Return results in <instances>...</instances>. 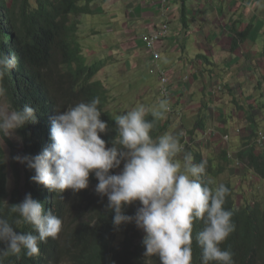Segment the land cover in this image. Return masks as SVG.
Listing matches in <instances>:
<instances>
[{"label": "trees", "instance_id": "trees-1", "mask_svg": "<svg viewBox=\"0 0 264 264\" xmlns=\"http://www.w3.org/2000/svg\"><path fill=\"white\" fill-rule=\"evenodd\" d=\"M93 1L0 0V52L15 54L17 58L16 67L3 79L7 96L14 108L30 104L37 109V122L17 129L21 137L20 153L13 142L5 138L4 143L10 151L7 161L0 141V216L9 221L16 219L17 214L11 213L10 207L2 201L11 206L21 202L26 193H31L34 199L43 202L46 211L50 210L62 220L61 232L55 239L48 238L40 244L39 255L30 257L22 252L19 256H0V264H160L158 256L144 254L141 243L144 233L134 223L122 224L119 228L113 225L114 213L106 209L107 197L101 198L95 192L98 181L93 175L86 189L76 193L70 189L53 193L31 181L34 170L13 160L16 155L34 156L51 143V118L56 111L63 112L95 97L100 99V118L109 127V131L99 135L106 141V147L115 139L114 115L108 109L110 95L103 81L96 78L105 59L88 61L78 36L80 21L76 16L89 14ZM252 26V23L245 24L236 36L244 40ZM230 41L233 46L234 38ZM262 44L257 58L260 64H264V36ZM262 78L264 83V76ZM261 82L258 80V84ZM203 115H198L185 134H179L180 140L185 150L192 153L194 163L207 162L206 178L208 174L216 178L224 172V167L214 168L210 160L189 145L207 132V119ZM147 119L151 120V115ZM169 121L168 117L158 121L153 137L164 134ZM243 145L245 150L236 153L235 163L264 180V139L259 134L253 143ZM222 150L224 163H229L231 157L227 148ZM118 170H112L113 174ZM8 171L13 178L11 188ZM223 184L230 190L224 207L233 211L235 229L221 247L231 250L235 264H264V204L259 201L237 204L231 183ZM139 206L138 201L126 206L125 214L134 215ZM202 228L201 221L193 225L192 264H201V249L194 237ZM16 230L35 234L30 225L19 226ZM2 247L4 245L0 244Z\"/></svg>", "mask_w": 264, "mask_h": 264}, {"label": "clouds", "instance_id": "clouds-1", "mask_svg": "<svg viewBox=\"0 0 264 264\" xmlns=\"http://www.w3.org/2000/svg\"><path fill=\"white\" fill-rule=\"evenodd\" d=\"M16 65L15 54L0 52L3 145L5 138L20 139L15 137L17 129L37 122V109L30 104L17 109L8 100L3 79ZM99 105L100 99L95 97L56 111L51 118V143L34 156L16 155L13 160L34 170L31 181L53 193L86 189L93 175L98 181L95 192L107 197L106 209L114 213L113 225L119 228L134 223L144 233V254L158 256L160 264H192L196 221L203 223L194 237L201 249V264H235L231 250L221 247L235 229L234 213L224 207L229 188L206 178L207 162L194 163L179 134L152 135L156 123L172 110V101L161 98L151 108L140 103L115 115L116 137L110 147L99 135L109 131L107 122L100 118ZM122 163V169L113 174ZM137 201L140 206L134 215L125 214V207ZM2 202L17 218L9 221L0 216V244L4 245L0 256L22 252L30 257L39 255L40 244L61 232V218L46 211L43 202L31 193L11 206ZM22 225H30L35 234L17 231Z\"/></svg>", "mask_w": 264, "mask_h": 264}, {"label": "crops", "instance_id": "crops-1", "mask_svg": "<svg viewBox=\"0 0 264 264\" xmlns=\"http://www.w3.org/2000/svg\"><path fill=\"white\" fill-rule=\"evenodd\" d=\"M90 9L89 14L83 15H102L97 16L102 19L105 17L104 22L109 25L105 27V32L114 33L113 36L116 37L117 42L112 43L107 51L115 49L120 52L118 42L123 43L122 49L126 51L134 50L135 43L141 51L146 50L141 42V35L154 31L162 23L169 24L167 37L157 43V50L161 67L172 76L173 90L178 86L180 106L182 100L188 104L195 94L196 102L204 97H212L210 83L224 82L232 87L243 85L240 87L243 88L241 94L245 91L244 84L248 82L245 81L248 76L252 77L248 83L258 84L254 79L264 74L259 69L264 68V64L257 61L264 36V0H171L166 11L155 0H94ZM248 23L253 26L242 40L236 34L243 31ZM91 29L96 35L99 34L94 27ZM106 37L109 38L107 34ZM231 37L234 38L233 46ZM193 46L197 50L191 53ZM143 56L145 60L141 63H149L154 69L148 51ZM136 57L133 60L134 67L137 68L140 59ZM243 63H247V66ZM247 69H251V72L244 76L243 72ZM184 74L190 77L186 84L179 80ZM192 84L195 88L199 85V91L194 90L185 96L181 88L188 89ZM234 96L232 93L230 99L233 100ZM196 104L199 105L194 108V105L188 106L189 111L193 109L194 118L202 114L205 107V103ZM187 123L192 124L191 119Z\"/></svg>", "mask_w": 264, "mask_h": 264}, {"label": "rangeland", "instance_id": "rangeland-1", "mask_svg": "<svg viewBox=\"0 0 264 264\" xmlns=\"http://www.w3.org/2000/svg\"><path fill=\"white\" fill-rule=\"evenodd\" d=\"M97 16L102 15L76 16L80 21L78 36L88 61L105 59L104 65L98 71L96 78L103 81L110 95L108 109L115 116L130 110L136 104L140 103L151 108L157 104L162 97H160L156 91L158 77L152 68L153 66L149 63H141L144 62L145 58L143 54L145 52L147 53V51H141L139 45L136 43L134 44V50L132 49L133 51L123 50L122 42H118L121 48L120 52L115 49L113 51H107L106 49L112 43L114 44L117 42V40L116 37L113 36L114 33L105 32V27L109 26L104 22L106 18L103 17L104 19H102ZM228 26L229 24L226 25V27ZM92 27L99 31L98 35L94 33L93 29L90 30ZM106 34L109 38L106 37ZM220 38L223 39L224 37ZM201 40H204V38L201 37ZM221 44L222 41L219 42V45ZM196 50L197 48L193 46L191 53L196 52ZM135 57L140 59V64L137 68L134 67L133 59ZM158 64L161 66L159 62ZM244 65L247 66V63ZM259 69L264 72L263 67H259ZM250 70L251 69H247L245 72L242 71L244 76H248L251 72ZM263 76L264 74L262 73L260 77L254 79L255 82L259 79L262 81V84L248 83L252 80V77L248 76V79H245V81L248 80V82L244 84L245 91L241 94L240 91L243 90V88L241 89L240 87L243 85L232 87V85L225 84L224 82L210 83L209 89L211 93L213 92L212 97H204L200 102H196L197 97L195 94L194 99L189 100L188 104L182 100L181 106L179 105L178 86L174 88L175 90H173V85L171 87L172 110L167 115L170 121L165 133H172L174 135L177 133L185 134V132L192 127L196 119L192 113L193 109L189 111L188 106L194 105V108L199 105L196 103L202 105L205 103V107L200 108H203V116L207 119V132L205 135H200L199 138L197 137V140L189 145L191 148L199 150L204 158L210 160L214 168H217L219 165L224 167V172L219 174L218 177L211 178L208 174V178L213 179L216 183L230 182L235 191L234 199L237 204L249 201H259L264 204V180L254 177L249 171H246L241 164H236L234 160L237 158L236 153L239 150H245L246 146L243 145L244 143H253V139H256L259 134L264 137ZM239 82H241V79H239ZM198 86L195 88L194 84H192L188 89L181 88V90L186 96L194 92V90L199 91ZM207 86L208 85H205V87ZM232 93L235 95L233 100L230 99ZM200 99L201 98H199V100ZM188 119H191L192 124L187 123ZM213 133L215 134L213 135ZM226 135L228 136L227 139L224 138ZM15 137H19L20 139H9L15 145L17 153H20L22 149L21 137L17 130L15 131ZM2 146L6 151L7 161H9V148L6 143L3 145V142ZM224 148H227L228 156L231 157L229 158V163H224L222 159V149ZM120 170L121 168L118 172ZM21 174L23 177L21 183L23 184L24 174L23 172ZM8 186L10 188L13 187L11 171H8Z\"/></svg>", "mask_w": 264, "mask_h": 264}, {"label": "built area", "instance_id": "built-area-1", "mask_svg": "<svg viewBox=\"0 0 264 264\" xmlns=\"http://www.w3.org/2000/svg\"><path fill=\"white\" fill-rule=\"evenodd\" d=\"M155 1H157L163 7L164 11L168 9V5L171 2V0H155ZM168 30H169V24L165 22L162 23L160 27L155 29L154 31L146 34H142L140 39L146 51H148L149 57L154 63V72L158 77L157 91L162 98H167L171 102V97H172L171 85L173 79L169 72H167L165 69L159 66L158 62L160 59V55L157 50V43L167 37L166 35ZM179 80H181L182 82H186L189 80V75L184 74L179 78ZM261 139H264L263 135H261Z\"/></svg>", "mask_w": 264, "mask_h": 264}, {"label": "bare ground", "instance_id": "bare-ground-1", "mask_svg": "<svg viewBox=\"0 0 264 264\" xmlns=\"http://www.w3.org/2000/svg\"><path fill=\"white\" fill-rule=\"evenodd\" d=\"M73 16V15H72ZM11 147V146H10ZM40 187V186H39ZM41 188V187H40ZM201 263V262H200Z\"/></svg>", "mask_w": 264, "mask_h": 264}]
</instances>
